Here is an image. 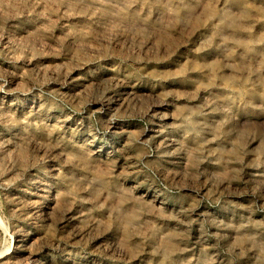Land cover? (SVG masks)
Masks as SVG:
<instances>
[{"label":"rangeland","instance_id":"rangeland-1","mask_svg":"<svg viewBox=\"0 0 264 264\" xmlns=\"http://www.w3.org/2000/svg\"><path fill=\"white\" fill-rule=\"evenodd\" d=\"M0 264H264V0H0Z\"/></svg>","mask_w":264,"mask_h":264}]
</instances>
